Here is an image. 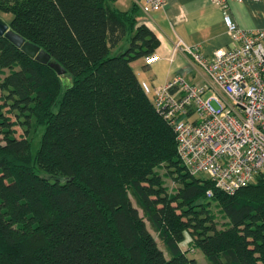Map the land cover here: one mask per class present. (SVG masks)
<instances>
[{
    "label": "trees",
    "instance_id": "16d2710c",
    "mask_svg": "<svg viewBox=\"0 0 264 264\" xmlns=\"http://www.w3.org/2000/svg\"><path fill=\"white\" fill-rule=\"evenodd\" d=\"M137 10L0 0L9 27L66 69L0 34V264H199L179 245L186 232L210 264H264V173L229 194L186 170L132 65L158 44Z\"/></svg>",
    "mask_w": 264,
    "mask_h": 264
},
{
    "label": "built area",
    "instance_id": "2783aa9c",
    "mask_svg": "<svg viewBox=\"0 0 264 264\" xmlns=\"http://www.w3.org/2000/svg\"><path fill=\"white\" fill-rule=\"evenodd\" d=\"M145 1L150 8L164 2ZM211 1L223 7L232 43L209 55L198 45L183 46L203 81L194 84L175 74L162 84H140L173 128L186 170L207 173L215 187L232 194L264 173V27L245 29L228 11L229 0ZM159 57L154 51L145 62ZM207 194H212L210 188Z\"/></svg>",
    "mask_w": 264,
    "mask_h": 264
},
{
    "label": "crops",
    "instance_id": "0c3cea01",
    "mask_svg": "<svg viewBox=\"0 0 264 264\" xmlns=\"http://www.w3.org/2000/svg\"><path fill=\"white\" fill-rule=\"evenodd\" d=\"M114 3L121 9L136 3L137 23L146 24L158 39L155 47L158 59L147 63L145 57H138L132 61L139 81L147 80L152 86L175 74L194 84L203 81L184 45H198L204 55H209L214 49L232 43L223 21V7L211 0H164L158 8L148 7L145 0H114ZM227 9L245 29L264 27L263 0H229ZM145 70L153 76H147ZM148 96L152 99L151 93Z\"/></svg>",
    "mask_w": 264,
    "mask_h": 264
},
{
    "label": "rangeland",
    "instance_id": "374dc122",
    "mask_svg": "<svg viewBox=\"0 0 264 264\" xmlns=\"http://www.w3.org/2000/svg\"><path fill=\"white\" fill-rule=\"evenodd\" d=\"M0 16L3 17L6 21L10 20L12 13L10 12H1L0 11ZM145 73L147 76H150V78L153 76L151 74L150 71H146ZM0 101H2V99L0 98ZM7 108V106H5ZM6 114L11 116V119H15V116L13 115V113L9 112L8 110L5 111ZM14 127L16 128V135H24V130L21 127L20 124H15ZM40 139V133L37 131L34 135L33 138V143H32V149L35 150L37 147V144L39 142ZM159 171H163L164 174V170L158 168ZM197 176H201V177H208V174L205 172H200L197 174ZM163 180L165 185L167 186L169 191H173L175 186L177 185L176 181L172 180V178H170L169 176L163 175ZM132 201L133 203H135V197L132 196ZM200 201L207 203V201H210V209L215 213V218L214 220L217 222L218 226L222 225V222L225 220V218L222 216L221 211L219 210L218 205L215 203V201L208 196H204L200 199ZM139 210L141 212V208L139 207ZM147 225L150 229V231L153 233V235L155 236L159 246L161 248H163V250L165 251V253L167 254V250L166 247L163 243V241L161 240V238L158 235V232L150 225L149 221L146 219ZM179 245L182 249L185 250V252L189 255V256H194L196 258V260L198 261L199 264H210L209 259L207 258V256L204 254V252L198 248L195 247L193 248L191 245V237L188 234V232H186L185 237L179 242Z\"/></svg>",
    "mask_w": 264,
    "mask_h": 264
},
{
    "label": "water",
    "instance_id": "95a60500",
    "mask_svg": "<svg viewBox=\"0 0 264 264\" xmlns=\"http://www.w3.org/2000/svg\"><path fill=\"white\" fill-rule=\"evenodd\" d=\"M0 34L5 35L10 39L14 44L20 47L26 54L31 57L36 56L42 62H47L51 67H53L58 74H63L66 72V69L58 61L50 59L47 52L40 48V46L28 39H25L23 35L19 34L11 27L9 23L0 16Z\"/></svg>",
    "mask_w": 264,
    "mask_h": 264
}]
</instances>
